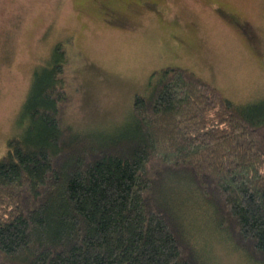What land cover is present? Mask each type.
<instances>
[{
    "label": "trees",
    "instance_id": "16d2710c",
    "mask_svg": "<svg viewBox=\"0 0 264 264\" xmlns=\"http://www.w3.org/2000/svg\"><path fill=\"white\" fill-rule=\"evenodd\" d=\"M50 55L0 156V264H204L184 223L198 203L264 264V99L236 105L165 66L126 124L79 129L65 121L66 53Z\"/></svg>",
    "mask_w": 264,
    "mask_h": 264
},
{
    "label": "rangeland",
    "instance_id": "374dc122",
    "mask_svg": "<svg viewBox=\"0 0 264 264\" xmlns=\"http://www.w3.org/2000/svg\"><path fill=\"white\" fill-rule=\"evenodd\" d=\"M58 43L75 128L116 131L165 66L194 72L236 105L264 99V0H0V156L21 131L33 71ZM202 206L184 222L200 260L256 264Z\"/></svg>",
    "mask_w": 264,
    "mask_h": 264
}]
</instances>
